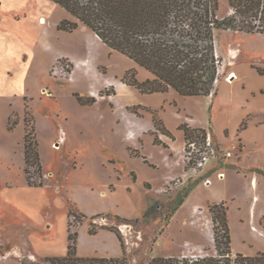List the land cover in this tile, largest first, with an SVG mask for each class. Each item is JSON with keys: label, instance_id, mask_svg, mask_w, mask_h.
Instances as JSON below:
<instances>
[{"label": "rangeland", "instance_id": "374dc122", "mask_svg": "<svg viewBox=\"0 0 264 264\" xmlns=\"http://www.w3.org/2000/svg\"><path fill=\"white\" fill-rule=\"evenodd\" d=\"M41 2L45 23H39L38 32L27 27L22 12L11 19L0 14L1 29L7 32L15 21L24 22L14 32L34 49H20L0 73V264H53L52 259L68 252L69 227L78 233L80 257L122 258L121 243L110 230L122 236L130 264H150L154 257L216 255L210 195L203 188L192 195L198 184L210 183L209 172L206 168L187 174V140L176 130L174 117V112L184 115L186 109L197 118L209 115L202 107L204 100L181 97L174 90L146 94L128 86L123 78L132 69L140 82L153 75L108 48L83 25L73 32L59 30L60 22L72 17L48 0ZM219 3L220 18L231 13L228 0ZM255 39L219 32L217 51L223 61L218 74L224 100L237 92L246 75L233 73V66H260L242 48L244 42L259 52ZM0 42L5 45L1 34ZM223 109L229 110L225 101ZM153 116L164 128L161 117L166 120L174 134L149 126L145 118L153 121ZM32 128L43 164L44 185L39 188L27 185L24 171V137ZM30 172L38 182L36 168ZM96 215L100 216L93 218ZM115 215L143 221L122 223ZM231 229L233 253L254 256L255 235L242 239L239 226ZM90 230L97 234L90 235Z\"/></svg>", "mask_w": 264, "mask_h": 264}, {"label": "trees", "instance_id": "16d2710c", "mask_svg": "<svg viewBox=\"0 0 264 264\" xmlns=\"http://www.w3.org/2000/svg\"><path fill=\"white\" fill-rule=\"evenodd\" d=\"M48 1L72 17V20H62L59 30L73 32L83 25L108 48L148 70L153 78L144 82L137 80L133 69L123 78L128 86L146 94L174 90L183 97L211 96L219 81L218 69L223 61L216 57L219 32L264 34V0H228L231 13L223 18L218 16L219 0ZM252 67L264 75V68L255 64ZM153 124L162 134L171 136L155 116ZM184 128L186 140L195 133H205L202 129ZM35 132L32 128L24 137V171L27 185L39 188L44 185L43 164ZM33 167L37 170L38 182L31 176ZM153 208L143 216L144 221L150 217ZM209 212L216 255L154 257L150 264H264V252L254 256L233 253L228 207L224 202L210 205ZM115 218L129 224L143 221L140 218L128 220L119 215ZM70 228L68 252L61 258L52 259L53 264H130L119 232L110 230L121 243L122 258L80 257L77 254L78 233H71ZM89 234L97 232L90 230Z\"/></svg>", "mask_w": 264, "mask_h": 264}, {"label": "crops", "instance_id": "0c3cea01", "mask_svg": "<svg viewBox=\"0 0 264 264\" xmlns=\"http://www.w3.org/2000/svg\"><path fill=\"white\" fill-rule=\"evenodd\" d=\"M0 4V14L3 17L11 19L13 14L19 12L27 15V27H31L32 33L40 27L38 19L45 18L41 10V0H0ZM23 23L15 21V25L10 26L11 32L1 29L0 26L1 37L5 39V45L2 46L4 40L0 42V73L11 64L10 61L19 56L20 49L34 53L33 47L27 45L22 37L14 32L15 29H22ZM2 24L9 26L6 21H2ZM248 36H254L255 40L259 41L256 45H259V52L254 45L245 47L244 42L242 48L264 68V34ZM231 70L233 73L240 71L246 73L241 85H237V92L230 93L224 100L220 95L222 81H219L215 89L218 97L215 102L212 94L209 97H190L203 99L202 107L209 115L203 113L197 118L191 110L186 109L184 115L174 112V117L178 120L176 130L181 133L183 139L185 132L181 127L187 125L189 128L211 132L217 145L235 150V156L231 159L212 161L206 169L209 172L207 181L210 183L198 184L192 195L196 197L197 190L203 188L210 195L207 201L209 204L224 202L228 207L230 228L234 224L239 226L242 239L255 235L258 245L254 254L256 255L264 252V75L255 72L247 63L235 65ZM246 76H250L248 81ZM224 86L232 88L234 85ZM224 101L229 108L227 113L223 109ZM149 107L154 109L152 106ZM217 113L223 116V119L218 120ZM161 119L165 128L174 134L167 121L162 117ZM145 120L149 126L155 128L151 118ZM245 122V127H242Z\"/></svg>", "mask_w": 264, "mask_h": 264}, {"label": "built area", "instance_id": "2783aa9c", "mask_svg": "<svg viewBox=\"0 0 264 264\" xmlns=\"http://www.w3.org/2000/svg\"><path fill=\"white\" fill-rule=\"evenodd\" d=\"M216 57H220L218 51ZM234 156V149L224 151L219 145L215 144L211 132L188 139L184 148V158L188 168L187 174H197L204 171L215 159L226 160Z\"/></svg>", "mask_w": 264, "mask_h": 264}, {"label": "bare ground", "instance_id": "6f19581e", "mask_svg": "<svg viewBox=\"0 0 264 264\" xmlns=\"http://www.w3.org/2000/svg\"><path fill=\"white\" fill-rule=\"evenodd\" d=\"M39 23H40V24H44V23H45V19L40 18V19H39ZM96 37H97V36H96ZM97 38H98V37H97ZM98 39H99V38H98ZM99 40H100V39H99ZM100 41H101V40H100ZM232 76H233V74H230V75L228 76L227 80L230 81Z\"/></svg>", "mask_w": 264, "mask_h": 264}]
</instances>
